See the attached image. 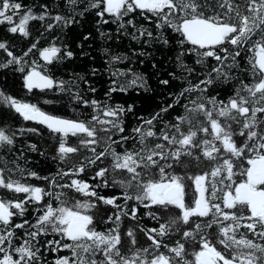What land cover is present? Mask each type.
<instances>
[{
    "label": "snow or ice",
    "instance_id": "snow-or-ice-1",
    "mask_svg": "<svg viewBox=\"0 0 264 264\" xmlns=\"http://www.w3.org/2000/svg\"><path fill=\"white\" fill-rule=\"evenodd\" d=\"M0 264H264V0H0Z\"/></svg>",
    "mask_w": 264,
    "mask_h": 264
},
{
    "label": "trees",
    "instance_id": "trees-1",
    "mask_svg": "<svg viewBox=\"0 0 264 264\" xmlns=\"http://www.w3.org/2000/svg\"><path fill=\"white\" fill-rule=\"evenodd\" d=\"M30 0H25V3H29ZM113 29H114V26H111ZM77 31H80L79 29ZM88 43H92V41L90 40ZM101 46L100 44V41H99V38L97 36L96 38V42L95 44H93L92 48L91 49H88L87 48V45L85 46V50H88V51H91L92 52V55L96 57V61H95V66L96 67H104L106 66L104 64V61L103 59L100 58V54L98 52V48ZM73 47H75V45H73ZM119 50V49H118ZM156 58L157 60H160V61H163L164 60V57L161 56L160 53H157L156 54ZM89 61L85 60L84 58L82 57H77L75 59H73L71 62H67V69L69 71L71 70H75V71H81L84 67V65L88 64ZM123 65H121L122 67ZM139 68V71L141 72H144L148 75H152L153 73V70L151 69L150 67V63L149 62H146L145 64L143 65H139L138 66ZM159 69L161 71H164V70H167V71H171V66L168 64V63H162L161 65H159ZM108 76L105 74L103 75L100 79H99V83H98V87H104L106 85V83L108 82ZM154 76L152 79L149 80V83L152 84L154 83ZM9 83L11 84V79L9 80ZM133 96H136L137 93H132ZM123 98H128V97H123ZM139 103V101H138ZM149 103H151L150 101H144V104L145 106H147ZM34 156V163L35 161H38V167L40 168H43L45 170H48V169H52V168H55V165L53 164V162L51 160H47L45 161L43 158H40V157H36L35 154H33ZM145 223H150L147 218H145Z\"/></svg>",
    "mask_w": 264,
    "mask_h": 264
}]
</instances>
